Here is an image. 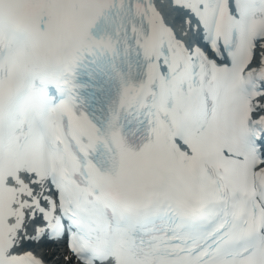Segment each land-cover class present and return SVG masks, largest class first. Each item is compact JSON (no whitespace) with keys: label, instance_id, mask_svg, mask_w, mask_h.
<instances>
[{"label":"snow or ice","instance_id":"snow-or-ice-1","mask_svg":"<svg viewBox=\"0 0 264 264\" xmlns=\"http://www.w3.org/2000/svg\"><path fill=\"white\" fill-rule=\"evenodd\" d=\"M0 264H264V0H0Z\"/></svg>","mask_w":264,"mask_h":264},{"label":"bare ground","instance_id":"bare-ground-1","mask_svg":"<svg viewBox=\"0 0 264 264\" xmlns=\"http://www.w3.org/2000/svg\"><path fill=\"white\" fill-rule=\"evenodd\" d=\"M50 245H51V244H50ZM50 253H51V251L48 250V254H50Z\"/></svg>","mask_w":264,"mask_h":264}]
</instances>
